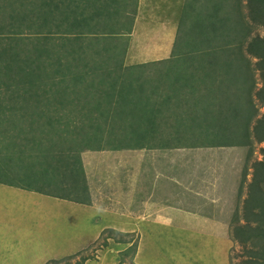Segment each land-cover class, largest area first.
<instances>
[{"label":"trees","instance_id":"obj_1","mask_svg":"<svg viewBox=\"0 0 264 264\" xmlns=\"http://www.w3.org/2000/svg\"><path fill=\"white\" fill-rule=\"evenodd\" d=\"M132 6L134 14L137 0H0V149L25 158L16 164L26 169L25 176L38 172L39 165L49 171L31 176L44 177V188L29 189L2 178L0 183L89 204L80 153L91 144L122 142L116 149L247 147L250 155L253 141L264 142V112L258 115L253 100L264 107V0H183V39L176 34L169 59L122 67L124 55L112 60L100 49L107 37L121 33L120 20L130 30L134 16L128 18L125 11ZM88 48L93 50L86 54ZM175 61L180 69L188 65L177 96L174 85L182 77ZM168 62L173 71L163 67ZM116 104L124 105L121 113L114 110ZM133 111L147 116V126L125 123ZM157 118L162 127L152 123ZM44 125L61 138H46L47 143L27 137L42 132ZM127 138L133 146L124 144ZM32 143L40 159L26 158V146ZM261 154L250 166L242 223L239 215L234 217L230 231L246 251L244 264H264V237L251 233L260 228L259 220L264 224V148ZM241 190L242 184L238 195Z\"/></svg>","mask_w":264,"mask_h":264},{"label":"crops","instance_id":"obj_2","mask_svg":"<svg viewBox=\"0 0 264 264\" xmlns=\"http://www.w3.org/2000/svg\"><path fill=\"white\" fill-rule=\"evenodd\" d=\"M138 6L135 11V22L133 18L130 30L128 24L121 23L120 20L121 33L107 37V44L100 49L102 53L107 52L112 56V60H114L113 56L122 58L124 55L123 61L120 60L122 67L144 65L167 60L170 57L169 48L162 47L160 41L156 40L152 44V40L148 38V47L152 48V52L140 59L130 58L133 51L128 46V42L130 33L133 35L132 27L135 31L137 26H140L142 31L145 29L150 33L155 25L160 23L145 16L143 14L145 8ZM163 21L160 25L164 27L165 33L169 27H175L173 20ZM92 50L93 48H88L86 54ZM221 148H226L225 152L237 149L236 147ZM124 150L123 153L118 154V159H121V164L127 165L126 169L122 165L117 170L112 165L103 163L98 164L96 174L89 175L85 171L91 196L89 204H80L0 183V246L8 247L14 258L15 256L19 258L16 253L20 251L19 239L15 242L14 237H37L41 240L36 242V255L57 260L66 255H76L82 244L94 243L105 229L128 226L138 237H141L144 233L143 226L162 225L172 226L182 235L191 234V237L194 235L200 237V243L201 241L207 243L210 239L216 240L217 244L223 242L227 253L231 225L235 221L234 217L239 215L238 209L241 208V200H243L242 196L238 195L239 187L236 181L231 188L226 189V186L220 183L218 174L206 173L204 179L208 187L203 193L193 192L194 194H182L181 198L175 197L173 193L176 189H186L187 185L185 179L179 184L174 163L177 159L173 158L171 153H164L172 149ZM136 150L142 151L143 156L135 155ZM174 150L179 149L174 148ZM203 151L212 153L211 148H204ZM162 154L165 156L161 159L159 156ZM88 160L90 159L85 157L82 159L84 169L88 167ZM164 161L168 162L170 170L162 169L161 166L158 170L157 166ZM167 165L164 164L165 167ZM163 173H169L168 180L175 184L174 189H168L164 194L160 187ZM188 176L190 173H187ZM186 199H198L194 201V206H197V203L199 206L193 207ZM207 206L211 207L210 213ZM239 219V223H242V218ZM119 230L125 232V229ZM21 241L23 245L31 243L30 238H23ZM201 247L202 244L194 243V249L200 257L203 251V249L199 251Z\"/></svg>","mask_w":264,"mask_h":264},{"label":"rangeland","instance_id":"obj_3","mask_svg":"<svg viewBox=\"0 0 264 264\" xmlns=\"http://www.w3.org/2000/svg\"><path fill=\"white\" fill-rule=\"evenodd\" d=\"M183 4V0H137V6L141 5V7L145 8L144 15L148 16V18L156 20L157 22H164L163 20H173L175 23V27L171 26L165 33V29L162 25L157 24L153 28L150 33H147L144 29L143 31L137 26L135 31L132 30L131 32L134 35H129L130 40L128 42V46L132 48L133 53L131 54V59H140L146 56L148 53L152 52V48L148 47V41H160V44L164 48H169V56H171V51L173 48V43L177 34L179 40L183 39V31L182 24L179 22V17L181 13V5ZM136 6V8H137ZM139 7V6H138ZM134 6L130 7L129 9L126 8L125 13L127 14L128 18L134 16L135 22V14L132 13ZM142 10V9H141ZM150 11V12H149ZM162 27V28H161ZM139 28V29H138ZM164 29V30H163ZM259 34H262L263 31L261 29L258 30ZM127 37V36H126ZM124 37V38H126ZM133 38V39H132ZM149 38V40H148ZM169 40V41H167ZM150 43V42H149ZM155 51V48L154 50ZM127 57V54H126ZM168 57V56H167ZM253 60V59H252ZM177 71V75L181 76L182 78L178 80L177 84L174 85L173 96H177L182 94L180 91V86L187 80L188 78V65H184L183 69L177 67V61L172 63ZM163 67L168 68L170 67L169 62L165 64ZM151 69V66H150ZM169 69V68H168ZM171 70V68L169 69ZM174 70V69H173ZM171 70V71H173ZM184 70V72H183ZM256 78V86L259 88L261 86V82L258 78V73L255 72ZM166 84H168V79H166ZM127 85V82H126ZM139 88V87H138ZM139 90V89H138ZM2 91V90H1ZM141 97H145L146 94L143 91H146L144 88L141 87ZM128 92L126 91V95L128 96ZM47 96H50L47 94ZM131 100L134 99L131 96ZM175 99H172V103H175ZM258 107V115L264 112V107H261L256 99H253ZM51 101V100H50ZM123 101V100H121ZM120 101V102H121ZM135 102V101H134ZM134 102L128 104L126 106V110L128 106H133ZM181 101L178 100L177 104H180ZM124 105L116 104L114 107L117 112H119ZM160 107H164L163 105H158ZM171 108V107H170ZM188 110L191 112V115L194 116L193 109L189 106L187 107ZM136 109V106H135ZM161 109V108H159ZM165 109V108H163ZM177 110V109H176ZM175 110V112H177ZM135 111V110H134ZM132 112L130 117L125 120L127 125L131 126H147L146 125V115H140L138 112ZM174 111V108L173 110ZM121 113V112H119ZM177 114V113H175ZM188 116L189 113L187 112ZM169 117L173 116L171 114H166ZM157 118V121H153L152 123L159 122V126L162 127L164 125L163 121ZM163 123V125H162ZM191 123V120L190 122ZM41 124V121L39 122ZM38 124V126H39ZM120 124V123H119ZM186 126H189L186 125ZM13 127V124H12ZM25 128V133L28 132ZM54 131L51 127H46L44 125V130L39 132L38 134H33L30 137L27 136L30 140L34 142L38 141H46V138L53 137L54 140L57 138H61L59 132ZM42 137V138H40ZM69 140H74V138H78L80 141L81 138L73 137V136H66ZM189 137H186L183 141L188 140ZM62 142V141H61ZM192 144H195L194 140L190 141ZM189 142V143H190ZM253 146L250 148L252 153L249 155V148H237L230 150V152H225L226 148H211L212 153L203 151L204 148H184L179 147L177 151L172 148L170 152L164 153H171V156L175 159V167L177 169L176 175L178 176L179 184L186 180V189L177 188L176 191L173 193V196L181 198L182 194L191 193L193 192H200L203 193L208 185L206 184V180L204 179L207 174H218L219 181L223 186H226V189L231 188L234 185V181L240 185L242 184V190L240 192L241 198L244 199L248 195L247 187L251 180V164L262 158L261 149L264 148V142L258 143L253 141ZM27 143V142H24ZM48 143V142H47ZM118 143V144H116ZM122 143V142H121ZM120 142H115L114 145L105 144V143H94L91 144L89 149H86L80 153V159L82 162L84 173L85 171L89 173V175L94 174L97 171L98 164L107 163L108 165H112L118 170V167H122L126 169L125 164H121V159H118L121 152L123 153L124 149H116L114 146L120 145ZM127 146H133L134 141L132 139H126ZM33 144L31 146H26L29 148L27 152L26 158L34 155V158L40 159L39 154H37V150L33 149ZM22 146V145H21ZM38 146V145H36ZM78 148V147H76ZM80 148V147H79ZM10 152L13 154L12 159L7 158L6 154ZM136 154L139 157L143 156V152L136 150ZM149 152V151H148ZM145 152V153H148ZM160 153V152H158ZM200 154V155H199ZM142 155V156H141ZM165 155L159 156V158H163ZM90 159L88 160V167L84 169V163L82 161L83 158ZM20 159H25L21 154H14L12 151H3L0 149V178L11 181L13 184H18L17 186H24L25 188L28 187L29 189H36V188H44V184L46 185L47 181H45L44 177L34 178L31 177L32 175H43L48 174L49 171L44 169L43 166H38V172H32L31 176L26 175V169L22 167L21 169L17 168V163L20 164ZM36 159H26L28 161L36 162ZM202 159V161H199ZM168 162H162L158 167V170L161 168H166L170 170V167L167 165ZM167 165V167L164 166ZM37 167V166H36ZM247 168V176L241 181L242 173L244 168ZM36 169V170H37ZM189 170V171H188ZM164 171V170H163ZM187 173H190V176L187 177ZM207 173V174H206ZM96 174V173H95ZM164 176L162 177L163 181L160 183V187L162 190V194L165 193L168 189H174L175 184L170 183L168 180L169 173H163ZM86 175V174H85ZM194 183V184H193ZM135 186V185H134ZM188 190V191H187ZM161 193V191H159ZM242 194V195H241ZM198 199H186L189 201L190 205L193 207H198L195 205V202ZM193 201V203H192ZM242 201V200H241ZM240 203V201L238 202ZM242 206V205H241ZM208 212H211V207H206ZM240 209V210H239ZM239 218L242 217V209L239 208ZM257 210V209H256ZM248 215L252 212L248 209L246 210ZM252 221V220H251ZM262 221H258L260 224V228L251 233L254 234L255 237H264V224H261ZM119 229H125V232L120 231ZM143 232L141 237H138L135 232L131 230V227H119L116 229H110L109 232H104L106 235L110 236L107 239L104 233L99 236L97 241L91 244H82L79 251L76 255H66L60 260L59 263L61 264H244L245 259L247 257L246 251L244 247L241 246L236 241V237H228L230 244L228 245L227 253H225V244L222 242L217 244L216 240L210 239L207 243H200V237H191V234H183L177 232L173 229L172 226H162V225H146L142 227ZM89 230V229H84ZM231 233V232H230ZM256 233V235H255ZM244 235V233H242ZM31 239V243L29 245H23L21 239ZM19 239L20 244V251L16 252L19 255L17 258L13 253L9 250L8 247L0 246V264H44L47 260L52 259L48 257H41L36 255V242H40L41 239L37 237H14L15 242ZM195 244H202L203 247L199 248V251H202V256H198L197 252L194 249ZM140 244L141 247H140Z\"/></svg>","mask_w":264,"mask_h":264},{"label":"clouds","instance_id":"obj_4","mask_svg":"<svg viewBox=\"0 0 264 264\" xmlns=\"http://www.w3.org/2000/svg\"><path fill=\"white\" fill-rule=\"evenodd\" d=\"M51 260V259H50ZM56 260V259H55ZM58 260V259H57ZM49 261V260H48Z\"/></svg>","mask_w":264,"mask_h":264}]
</instances>
